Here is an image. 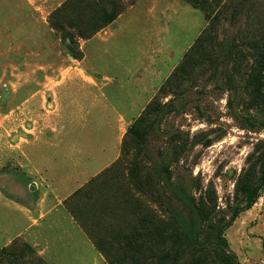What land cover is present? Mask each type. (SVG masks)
Returning a JSON list of instances; mask_svg holds the SVG:
<instances>
[{"label": "rangeland", "instance_id": "374dc122", "mask_svg": "<svg viewBox=\"0 0 264 264\" xmlns=\"http://www.w3.org/2000/svg\"><path fill=\"white\" fill-rule=\"evenodd\" d=\"M69 1L0 0V193L30 211L48 193L42 175L20 167L23 134L62 140L68 152L90 146L96 162L108 163L94 177L123 157L126 140V169L104 184L120 217L101 186L77 203L66 200L80 187L65 190L57 205L75 221L69 206L101 226L93 231L99 236L128 233L122 219L144 249L116 237L113 249L99 251L76 221L89 250L68 223L43 229L47 217L38 227L23 224L24 235L0 226V264H52L37 231L50 250L72 236L61 264H155L157 253L166 264H219L224 250L191 246L183 232L206 231L209 221L226 226L237 211L223 232L229 253L239 264H264V189L243 211L236 189L248 157L264 150V76L253 75L264 0ZM65 5L66 16L55 14ZM101 8L113 20L86 36L100 24ZM180 68L181 78L168 82ZM59 77L76 81L67 95L57 93ZM136 120L138 145L126 138ZM130 168L140 171L135 182ZM199 204L209 220L199 218Z\"/></svg>", "mask_w": 264, "mask_h": 264}, {"label": "crops", "instance_id": "0c3cea01", "mask_svg": "<svg viewBox=\"0 0 264 264\" xmlns=\"http://www.w3.org/2000/svg\"><path fill=\"white\" fill-rule=\"evenodd\" d=\"M57 83L59 84L57 93L60 96L64 93L67 95L70 86L75 85L76 81L74 82L73 79L59 77ZM91 85L97 88V90H100L97 82L92 81ZM20 139L21 141L17 152L20 158V167L25 170L28 175H42L43 180L48 182V193L39 197L33 206V211L17 203H8L0 193V208H4L3 211L0 210V222L3 223V225L0 226L6 229V231L17 229L15 230V232H18L17 234L24 235L27 229L21 227L23 224L30 222L38 227L41 222L46 220L47 217H50L48 224L42 227L43 229L53 228L62 224L66 225L68 223L77 230L78 233H81L82 238L80 242L82 241L81 243L85 248L89 250L94 249L77 222L73 220L68 213L66 214L62 208H59L57 204L62 203L63 200L60 199V196L65 193V190L73 191V189L75 190L79 187H83L90 181L89 179L93 178L108 163L96 162L95 151H92L90 146H84V150L80 149L74 153L73 150L70 152L67 151V149L70 148V144L62 140L56 142L54 140L42 139L36 134L33 136L23 134L20 136ZM99 149H101V146ZM83 153L84 155H82ZM59 159L60 163L58 164L57 161ZM88 167H92L90 173H87ZM84 169L86 170L84 171ZM5 211L8 213H4ZM13 232L14 231H10V233ZM35 235L37 239H41L39 244L43 242V255L48 261L50 260L52 264H61L59 263L61 261L60 259L69 258V255L66 254L68 248L64 247L72 245V242L70 243L72 236L68 237L70 239L65 241V244L59 245V247L62 246L61 249L54 248L50 250L49 242L46 237L42 239L38 231ZM51 244L55 246L53 241ZM75 252L76 250L73 249V253Z\"/></svg>", "mask_w": 264, "mask_h": 264}, {"label": "trees", "instance_id": "16d2710c", "mask_svg": "<svg viewBox=\"0 0 264 264\" xmlns=\"http://www.w3.org/2000/svg\"><path fill=\"white\" fill-rule=\"evenodd\" d=\"M71 2H75V4H78L82 1L85 0H70ZM69 1V2H70ZM65 9H66V5L63 6L62 8H59L55 11V14H60V16L64 17L66 16L65 13ZM101 13V22L98 26L94 27V28H87L88 32L86 33V36H89L91 34H93L94 32L97 31V29H99L100 27L106 25L107 23H109L110 21L113 20V16H111V14L107 13L103 8H101L100 10ZM59 16V15H58ZM61 21L59 22L58 25H60ZM255 47L257 48V52H259L257 54V58L255 59V64H254V68H253V75L254 78L258 80L260 75L264 76V42H262V45L259 46L255 45ZM184 68V66H183ZM182 75V68L178 69L175 74L171 77V79H169L168 82H175L176 80H178L179 78H181ZM256 80V81H257ZM150 110V109H149ZM148 112V111H147ZM143 135L142 129L140 128V121L136 120L134 121L127 130V139L133 140L135 144L138 145V141H140L141 137ZM129 144V143H127ZM126 140H123L122 143V147H121V153L123 154V157L117 161V163H115L112 167H109L107 169H105L103 172H101L99 175H97L96 177L92 178L89 182H87L83 187L79 188L77 191H75L67 200H72L77 202H80L82 197H86L87 195H89L91 192H95L97 189V186H101L104 191H106V196L108 197L112 207L114 208V210L117 212L119 211V202L117 200V198H114L113 194L111 193V190L106 188L104 186L105 184V180H107V176L112 177L115 176L114 174L116 173V170H120L121 168L126 169V167H124V163L125 162V158L124 155H126ZM138 148V147H136ZM139 149H135V155L138 154ZM115 170V171H114ZM134 171L136 173V175L138 176L140 174V171L137 170V168H130L127 172V176L131 177L132 182H135L136 180H134L132 178V176L134 177ZM139 189V188H138ZM140 189H142L141 185H140ZM236 189L237 191L244 197V206L240 211L243 210H247L249 209L253 203L256 201V199L259 197L260 192L264 189V150L261 152V154H259L256 158L253 156H249L248 157V167L241 173L239 179L236 182ZM205 205L203 204V208L201 206V204L196 205L195 210L196 213L198 214L199 218L202 220H209V215L210 212L204 210ZM71 212H73L74 217L76 218V221L79 222V225L83 228V230L85 231V233L87 235L90 236V238L92 239V241L95 244V247L99 250V251H103L104 253L110 251L111 249H113L117 244V242H113L112 240H109L111 238H116V237H121L119 239V244L121 241L128 240L131 239L134 244L140 249V251H142L144 248V244L140 242L139 240V236L136 232H132L130 231V229L128 228L127 224L125 223V221H123L121 219L122 225L121 227H125L126 231L128 233H122L120 232L119 234H116L115 236V232H111V233H106V235H100L98 233L93 232L94 229H97V232L99 231V229L101 228V226H97L95 224H93L94 221H90L87 222V220H82V217L79 216V212H74L73 208L70 206L68 207ZM78 208V207H77ZM95 210L98 208H94ZM239 211H237L233 217L231 218V222L233 221L234 217L236 216V214H238ZM118 214V212H117ZM118 216L120 217V215L118 214ZM231 222H228L227 225H221L219 223H212V222H208L207 224V228L206 231L205 230H199V231H192V230H188L187 232H183L184 238L187 240V242L194 247H202L205 246L208 243H211L212 245H214L216 248L222 249L224 250V255L222 257H220V261L219 264H239L234 256L232 254L229 253L228 251V242L226 240V238L223 235L224 229L226 227L229 226V224ZM115 223V222H114ZM116 224V223H115ZM110 227V226H108ZM111 230V229H110ZM127 234V235H126ZM101 238L105 239V241H103ZM110 241H112V243H110ZM133 248V246L131 247ZM129 250V248L127 249ZM146 250V249H145ZM225 250H227L225 252ZM147 251V250H146ZM153 260H155V264H166L168 262L167 256L163 255L162 253H157V254H152V256H150ZM110 264H118V260H115V258L110 259L109 260ZM195 264V263H194Z\"/></svg>", "mask_w": 264, "mask_h": 264}]
</instances>
